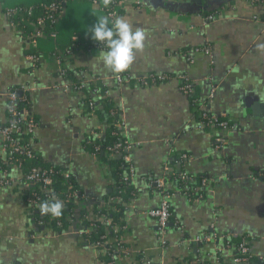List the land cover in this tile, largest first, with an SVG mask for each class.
Wrapping results in <instances>:
<instances>
[{"label": "crops", "instance_id": "crops-1", "mask_svg": "<svg viewBox=\"0 0 264 264\" xmlns=\"http://www.w3.org/2000/svg\"><path fill=\"white\" fill-rule=\"evenodd\" d=\"M41 1L0 0V125L6 120L5 93L22 83H35L28 97L37 122L32 144L38 160L65 167L83 192L104 198L114 181L108 163L83 145L86 137L103 136L109 124L110 115L103 105L89 110L82 103L86 93L91 96L90 83L98 79L107 85L105 99H110L124 122L122 135L133 143L134 194L122 217L128 225L124 242L145 250L154 264L192 258L204 264H232L233 250L216 252L224 238L232 246L246 239L256 259L264 255V5L251 0H205L200 4L142 0L143 5L138 6L123 0L118 16L146 33L143 51L124 72L171 77L149 86L133 80L117 86L112 78L115 73L99 60V52L106 50L79 49L58 61L63 47L74 37H91L89 29L97 17L106 16L102 0H67L58 13L55 35L38 37L31 46L9 22L5 9ZM210 9L217 10L216 19L204 23L200 12ZM204 44L210 46L211 57L193 51ZM34 50L40 60L29 74L26 54ZM62 68L68 80L83 78L89 88L84 93L62 90ZM181 75L193 83L192 95L181 91ZM212 87V101L205 105ZM192 97L199 106L225 115L237 126L222 147L213 146L216 129L197 127L199 109ZM92 130L95 136H90ZM184 152L191 156L179 163V154ZM1 160L0 138V166ZM179 168L205 176L208 183L200 199L183 193L171 198L169 247L160 255L155 220L143 211L160 200L151 180L163 177L166 187L174 189L179 182L171 173ZM48 232L44 236L32 225L21 188L0 187V264H103L98 249L79 236ZM202 232L214 233L217 239L199 245L184 240ZM256 259L250 264H262Z\"/></svg>", "mask_w": 264, "mask_h": 264}, {"label": "built area", "instance_id": "built-area-1", "mask_svg": "<svg viewBox=\"0 0 264 264\" xmlns=\"http://www.w3.org/2000/svg\"><path fill=\"white\" fill-rule=\"evenodd\" d=\"M64 1L66 2L67 0H52L44 4L42 7L43 14L38 16H32L36 11V7L33 6L34 4H18L7 8L5 9V15L12 25L18 27V24H23L26 26V29H22L24 31L20 30L21 34L31 46H34V42L38 37H53L55 35L54 26ZM91 1L97 3V0ZM131 1L138 6L143 5L142 0ZM172 1L186 2L188 0ZM122 2L123 0H112V3L107 8L103 6L105 15L110 20L119 15L118 9ZM251 2L264 5V0H251ZM216 14L217 10L204 15L203 22L208 23L213 21L216 19ZM86 37L88 36L74 37L64 46L61 51L62 54L58 56L59 63L62 62L63 57L71 56L79 49L97 48L107 50L103 44H99L92 39L93 46L87 47ZM198 50L205 52L211 57L209 45L204 44L200 48L193 49V51ZM187 58L192 61L190 53L187 54ZM26 59L28 61V73L33 74L39 63L40 56L34 50L26 54ZM60 75L64 79L60 84V88L64 91L71 90L84 93L89 88L88 82L83 78L75 81L68 80L65 68L61 69ZM112 78L117 86L132 80L140 86H149L167 80L168 76L164 73L134 76L131 73L122 72L115 73ZM34 84L33 82L22 83L5 93L6 120L0 125L2 151L0 187L9 188L17 186L19 189H22L25 194V202L30 209L31 223L37 231L42 232V235L47 236L49 234L48 231H51L56 234L68 233L79 236L84 243L98 249V259L103 264H154L152 257L145 250L133 249L124 242L123 234L127 231L128 225L123 218L121 217L114 221L110 215V210L115 209L116 203L122 202L120 195L108 194L104 198L90 197L78 186L75 187L71 183V174L65 167L40 163L32 144V137L37 122L32 114L31 103L28 97V93L35 89ZM90 84H92L89 88L91 96L86 93L82 103L89 110H95L97 102L104 101L105 97H107L108 87L98 79ZM180 89L188 95H192L193 93V83L186 75L180 76ZM18 92H21V94L19 95ZM213 95L214 88L212 87L205 105L212 101ZM95 97H98L100 100L95 99ZM191 100L193 103L198 104L195 97H192ZM198 109L199 119L197 127L200 129H216L217 132L213 137V146L215 148L222 147L229 133L234 131L237 126L230 122L225 115L214 113L202 104L200 106L198 104ZM117 112L114 107H111L109 110V115L112 117L115 127L113 133L117 137L112 145L105 148L104 152L110 157L121 158V167L124 169L121 183L130 185L135 175L134 165L130 157L133 143L122 135L120 129L124 122L118 118ZM91 135L95 136L96 132L90 131ZM95 148L98 149V146ZM92 154L96 155V153ZM190 156V154L185 152L180 153L179 163L189 159ZM164 168L166 170L169 169L167 164H165ZM13 170H15L14 173ZM171 177L179 182L178 187L174 189L166 187L163 177L151 180V183L160 192V200L156 206L143 211L145 215L155 220V235L158 242L157 248L161 252L160 255L169 247L167 233L172 217L171 198L176 193H183L190 199H200L208 183V179L205 176H197L187 172L183 168L173 171ZM53 199H58L63 203L64 216L54 218L51 215H42L40 213L38 205L44 201L50 202ZM127 202L123 204L126 205ZM98 227L102 228L101 239L91 241L89 236ZM37 235L39 236V234ZM31 237L32 239L37 238L35 235ZM214 239H217L214 233L202 232L184 240H187L190 244L199 245ZM223 241V244L216 246V252L220 255L226 251L233 250L231 254L232 264H250V258L256 259L246 239H241L234 246H232L228 238H224ZM104 256H108L109 259L106 258L105 260ZM256 261L264 264V255L258 256ZM176 264H204V262L198 258H192L187 261H178Z\"/></svg>", "mask_w": 264, "mask_h": 264}, {"label": "clouds", "instance_id": "clouds-1", "mask_svg": "<svg viewBox=\"0 0 264 264\" xmlns=\"http://www.w3.org/2000/svg\"><path fill=\"white\" fill-rule=\"evenodd\" d=\"M111 3L112 0H102L105 8ZM89 31L91 39L103 44L107 49L99 52V60L113 73L126 71L135 61L136 54L144 49L145 30L139 27L134 29L132 23L124 16H116L111 22L108 16H99ZM38 208L42 215L59 218L63 212V203L53 199L50 202H42Z\"/></svg>", "mask_w": 264, "mask_h": 264}, {"label": "trees", "instance_id": "trees-1", "mask_svg": "<svg viewBox=\"0 0 264 264\" xmlns=\"http://www.w3.org/2000/svg\"><path fill=\"white\" fill-rule=\"evenodd\" d=\"M52 0H43L41 2L35 3L33 6L36 7V11L34 13V15L32 16H38L40 14H43V5L49 3ZM65 2V1H64ZM63 2V4H64ZM214 12L213 9L210 10H203L200 13L207 15L209 13ZM18 28L21 31H24L22 29H26V26H24L23 24H18ZM20 31V32H21ZM93 43L91 42V38L90 37H86V46L90 47L93 46ZM168 76V78H170L171 76L166 74ZM99 105H103L106 113H109V110L111 107H113L112 102L110 101V99H104V101L102 102H97L96 104V110L98 109ZM107 122H109L108 126L106 127L105 131H104V135L102 136H97L96 138H92V137H86L83 141V145L85 148H87L91 153H96V155H98L102 160H104L106 163H108L109 165V169H110V173L114 179L113 183H112V188L109 194H118L120 195L122 202L116 203L115 209L114 210H110L111 212V216L113 218L114 221L120 219L121 217L124 216V211H125V205L123 204L124 202H127L131 195L134 193L133 187L132 185H126L121 183V178L123 176V171L124 169L121 167L122 165V161L120 157H110L108 156L104 150L107 146H110L113 144V142L116 140L117 135H115L113 133L115 127H114V123L112 122V117H108L106 119ZM98 146V149H96L95 147ZM61 178V177H59ZM71 183L74 184L75 187H77L76 183L74 182V180L70 179ZM65 211L63 210L62 215L64 216ZM67 223V222H66ZM65 223V224H66ZM55 229V228H54ZM102 228L98 227L95 231H92L89 238L91 241H97L100 240V236L102 234ZM103 257V256H101ZM105 260L106 258L109 259L108 256H104ZM254 260L253 258H250V261Z\"/></svg>", "mask_w": 264, "mask_h": 264}, {"label": "water", "instance_id": "water-1", "mask_svg": "<svg viewBox=\"0 0 264 264\" xmlns=\"http://www.w3.org/2000/svg\"><path fill=\"white\" fill-rule=\"evenodd\" d=\"M203 1H205V0H188V2H194V3H197V4H200V3H202ZM18 94L20 95L21 92H18Z\"/></svg>", "mask_w": 264, "mask_h": 264}]
</instances>
